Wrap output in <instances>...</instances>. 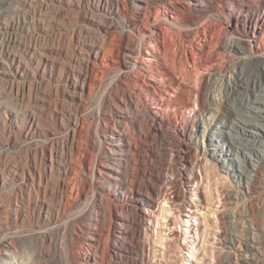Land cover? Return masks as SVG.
Masks as SVG:
<instances>
[{
  "label": "rangeland",
  "instance_id": "1",
  "mask_svg": "<svg viewBox=\"0 0 264 264\" xmlns=\"http://www.w3.org/2000/svg\"><path fill=\"white\" fill-rule=\"evenodd\" d=\"M217 1L219 8L208 9L198 25H184V29L171 25L173 37L169 41L178 45L177 59H185L183 48L196 45L199 39L206 50L208 44L220 46L230 38L242 37L231 36L233 27L244 28L242 17L236 22L230 16L232 0ZM126 9V15H119L92 8L87 0H0V264H89L93 257L99 260L96 264H185L184 259L191 264H206L209 241L218 255L217 264H264V160L260 162L242 145H233L230 135L234 131L220 124L230 119L239 121L240 126V120L246 122L237 115L232 117L233 106L248 115L247 122H263L247 111L252 106L251 91L238 87L235 98L228 100L226 96V82L234 80L240 68H244L246 77H257L264 85L262 57L244 64L231 54L218 69L205 70L199 75L203 78L194 76L192 80L188 78L191 67H187V77L183 74L181 84L193 85L199 91L198 97L194 91L191 99L195 107L198 98L197 114L191 117L192 112H186L181 118L180 105L187 100L181 94V103L169 108V122L161 128L146 112L152 93L147 91L138 101L139 108H133L131 97L138 95L133 79L128 72L109 71L79 108L80 119L85 121L80 153L84 169L75 202L58 212V201L49 190H43L45 186L50 189V184L32 182L30 173L50 162L58 151L55 144L64 137L58 114L64 104L69 70L81 60L87 45L102 40L97 23L113 24L112 31L119 37L132 34V48L138 56L140 38L129 24L137 6L128 0ZM15 53L27 63L23 77L10 70ZM242 64L245 66L240 67ZM129 80L131 84L125 83ZM216 99L219 104H214ZM122 112L131 116L128 125L119 123ZM33 118L39 123L36 133L30 130ZM177 121L187 124L189 130L194 127V148L184 150L175 139L172 128ZM119 129L128 132L131 141L121 166L122 184L113 183L104 167L110 155L105 135ZM210 133L216 135L215 141L208 139ZM220 138L229 146L224 152L215 147ZM252 163L259 167L253 169ZM185 165H189L191 176L203 182L205 199L202 194L193 196L199 214L211 215L212 207L221 210L219 217L212 214L216 216L203 219L201 226L191 227L190 232L191 222L182 219L177 210L169 214V227L158 223L169 185L164 177L179 180L187 169ZM245 170L252 178H246ZM131 189L151 197V203L135 204L127 199ZM146 208L153 216L140 225L139 213ZM216 225H221L232 241L221 236V244L216 243L212 238ZM248 243L250 251L246 249Z\"/></svg>",
  "mask_w": 264,
  "mask_h": 264
},
{
  "label": "bare ground",
  "instance_id": "2",
  "mask_svg": "<svg viewBox=\"0 0 264 264\" xmlns=\"http://www.w3.org/2000/svg\"><path fill=\"white\" fill-rule=\"evenodd\" d=\"M127 1L128 0H87V5L97 10L126 15ZM131 1L137 6V10L129 18V24L135 28L140 38L138 56L136 55V51L132 48V40L134 39L132 34L128 33L124 37H119L112 31L113 24L97 23L96 28L99 30V35H101L102 40L98 44L94 43L87 45L82 53L83 56L81 60L69 70V80L67 81L65 91L63 90L65 98L64 104L61 108L60 115L58 114V119H61V121H59L60 129H63L64 132V137L55 144L58 151L55 155L52 154L50 162L45 163V167L42 166L39 170L37 166L35 171L30 173V178L34 184L40 182H45L47 185L50 184V189L45 186L43 190L44 192H48L49 190L51 197L58 201V212L61 209L64 211L67 206L75 202L76 197H78L79 186L82 182L81 172L84 169V163L80 159V153L84 143H82V139L83 134L85 135V129H83L85 121L83 118L80 119L79 108L84 104V97L90 95L93 90L104 81L109 71L113 69L118 70L120 74L128 72L129 78L131 77L133 79L132 83L135 85L136 89H138V95L134 98L131 97L133 108L138 109V101H140L141 98L143 99L148 92L152 93L150 105L147 107L146 112L155 125L161 128L169 122L167 119L169 108L172 105L181 103V94L185 95L187 99L180 105L181 118L186 115L184 114L186 112H192L191 117L197 114L199 108L198 98L195 100V107L191 101L193 93L196 90L192 87L193 85L184 87L181 84L183 74L187 73L185 72L187 71V67H191L188 78L192 80L191 78H194V76L197 78V76L201 75L205 70L218 69L219 66H221L222 60H225V58L231 54H235L241 58L244 64L255 57L264 58V0H232L229 7L230 16L236 20V22L242 17L244 28L241 30L238 27L237 30V26L233 27V29H231V36L238 35L242 37L230 38L226 43L220 46L208 44L206 50H204L202 40L199 39L196 45L193 44L190 48H183L181 54L184 55L185 59L182 56H179L178 59L176 58L178 45L175 43L173 44V41H169L173 37L171 25L178 27L184 25L190 27L196 26L200 23V19L205 16V13L208 12V9L216 11L221 4H219L217 0ZM68 2L72 3V0H68ZM2 22L0 21V25ZM187 31H185L186 35H188ZM207 51L210 54H205ZM204 54L205 56H203ZM12 55V66L10 70H15L18 77L25 76L28 69L25 59L19 57L16 53ZM197 56H202V59L200 58L201 60H197ZM183 59L186 64L183 62ZM129 60L132 66L129 65ZM166 63L172 66L169 67V65H165ZM160 64L164 65L163 69L160 68ZM244 64L240 67H244ZM185 76L187 77L186 74ZM246 76L247 74L244 73V68H240L234 80H227V99L229 100L232 97H236L240 92L238 87L245 88V90L249 92L251 91L253 93V97L250 99L252 106L248 107L247 111L254 117L260 118L259 120L263 122H247L245 117L248 115H242V113H239L237 108L233 106L230 109L232 117L237 115V119L243 118L246 122L240 120V122L243 123V125L240 126L239 121L234 122L230 119L228 123L222 121L220 124L222 127L231 128V130L234 131V133L230 135V141L233 145L235 143L242 145V149L248 150V152L254 154V156L262 162L264 160V85L262 86V82L257 79V77ZM176 81L177 85L174 84ZM125 83L131 84V81L129 80ZM244 85H248L250 90L248 87H244ZM196 95L198 97L199 91H196ZM218 102L219 101L216 99L214 104ZM125 113L121 114L119 118V123L122 125H128L131 119V116ZM81 120L82 122L78 124ZM38 124L35 118L31 120L30 130L33 133L39 132ZM127 127L129 128V126ZM193 129L194 127L189 130L187 124H180L178 121L172 128L175 139L182 144L184 150L194 148L193 141L195 140V134L192 132ZM211 131L214 132L213 129H211L210 132ZM127 133L128 132H125L124 129H119L105 135V142L109 148L110 155L108 154V162L104 167L106 168V175L116 184L123 183L124 177L121 166L126 160L125 156L131 143L128 136L129 133ZM215 136V134L210 133L208 139L215 141ZM250 137H253V139H250ZM219 142L220 143L215 146L217 151L224 152L228 150L229 146L226 142L222 141V139ZM52 144L54 145V143ZM190 159V166L193 168L195 164L192 163V156H190ZM185 166L187 169L181 174L179 180H172L169 176L164 177V180L162 179L164 183H169V185L166 189L167 195L165 200H163L166 201V204L161 207V212L158 217L160 220L158 219V223L163 228L169 227L172 223L170 222L172 218L169 214L177 210L180 216H184L182 219L186 217L188 219L186 221L191 222L188 227V231L190 232V228H193V226L198 229L203 219L208 220L216 215L219 217L218 211L221 212V210L212 207V214L216 215L212 216V214H208L202 216L203 214H199V205L194 202L193 196L202 194L203 199H205L203 195V182L201 179L199 181L197 177L194 178L191 176L188 173L189 165ZM250 166H252L253 169L259 167L256 163H252ZM98 171H102L101 167L98 168ZM245 176L247 179H250L253 175L245 170ZM204 177V174H202V178L205 182L206 177ZM194 182L198 183V185H194ZM44 185L45 184H43V186ZM178 191H181L180 193L182 194L180 195ZM127 196V199H130L135 204H149L151 200L148 199H152L151 197L145 196L142 192L133 189L130 190V194ZM61 202H63V205ZM215 204L216 203H214V206H216ZM219 214L221 215V213ZM152 216L153 212L149 209L146 208L141 210L138 218L140 225L144 222L147 223ZM214 232L215 235L212 238H214V241L218 244H221V236L229 241L233 239L230 235L225 234L221 225H216V227H214ZM196 236L199 237V234L196 233ZM163 239L168 240L169 237L165 238L163 236ZM208 244L207 249L209 250L204 254L205 263L217 264L218 255L216 256V252L214 251L215 253H213L214 249H211V247L214 246L211 245L212 243L210 241ZM251 247L250 243L246 245L248 251L251 250ZM184 261L185 264H191L187 259H184ZM97 262H99V260L96 257L89 258V264H96Z\"/></svg>",
  "mask_w": 264,
  "mask_h": 264
}]
</instances>
